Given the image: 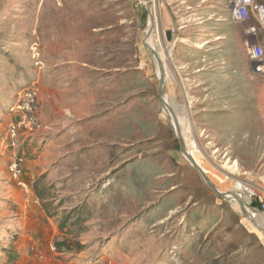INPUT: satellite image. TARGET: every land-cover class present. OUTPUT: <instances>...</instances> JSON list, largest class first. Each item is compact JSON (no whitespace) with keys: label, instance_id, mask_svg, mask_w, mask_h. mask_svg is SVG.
<instances>
[{"label":"rangeland","instance_id":"1","mask_svg":"<svg viewBox=\"0 0 264 264\" xmlns=\"http://www.w3.org/2000/svg\"><path fill=\"white\" fill-rule=\"evenodd\" d=\"M227 5L228 0H155L153 6L151 0H0V264H29L17 250V206L29 195L35 200L33 193L50 216L64 213L61 220L90 199L79 228L70 230L73 219L66 226L71 250L90 264H264V236L237 200L203 190L209 186L185 155L175 152L180 163L174 164L172 152L144 130L158 122L157 136L167 144L176 119L190 155L210 169L206 174L219 190L229 193L240 181L264 191V73L251 67L243 26L232 22ZM150 9L159 31L148 36ZM169 30L173 40L167 43ZM148 45L163 61L162 96V70ZM139 79L146 84L140 89ZM31 84L39 89L40 117L47 115L41 117L44 128L21 136L13 149L8 126L17 118L20 92ZM138 108L140 125L137 115L132 123ZM85 110L112 113L113 121L78 131L74 114ZM89 141L85 160L77 153ZM15 154L24 157L20 180L26 187L9 170ZM40 155L57 161L36 181L26 176L25 163ZM116 157L123 166L134 161L146 169V159L152 164L156 158L176 181L185 179L179 183L184 187L164 188L170 177L157 173L144 185L139 181L137 198L119 193L115 178L103 182L98 175ZM85 240L90 241L84 245Z\"/></svg>","mask_w":264,"mask_h":264},{"label":"crops","instance_id":"2","mask_svg":"<svg viewBox=\"0 0 264 264\" xmlns=\"http://www.w3.org/2000/svg\"><path fill=\"white\" fill-rule=\"evenodd\" d=\"M226 12L229 13V10L227 9ZM158 31H159V26L156 24V21H155V28H154L153 32H158ZM228 33L230 34L232 32H228ZM165 42L169 43V41H167V40ZM162 53L164 54L162 56L163 59L167 58V57H165L166 54L163 51H162ZM139 74H140V72H139ZM130 83L127 84L128 86L125 87V90L126 89L128 91L131 90V89H129L130 85H131ZM145 85L146 84L144 82H141L140 79L138 80V82H137V86H138L137 88L138 89H140L141 86H145ZM133 88L135 89V85H133ZM139 93H141V92H139ZM101 109H102V107H101ZM116 110H118V108H116ZM101 112H102V110H100V112H97L99 114H95V116H93L92 110H85V111H82V113L76 112L74 114L75 115L74 124H76V128H74V129L78 130V128H81V129L85 128L86 126H88L87 124L90 125V123H91V125H93L94 123H96V121L99 122L100 124L103 122L107 123L108 121H111V122L113 121V114L112 113L103 115ZM135 115H137L138 118L136 121L140 125L141 119H140V109L139 108L136 110V114H135V112L133 114L132 123L135 120V118H134ZM46 116L47 115L43 113V116H41V117H43L42 119L44 120V119H46ZM77 125H79V127ZM143 126H144V124H143ZM148 127H149L150 131H147V128L144 127V130H146V135L149 138L152 137V139L155 140L156 142L158 140L159 141L158 143L160 144V146L163 147L164 150L166 149L167 152L168 151L172 152L171 155L173 157L174 164H179L180 160L175 157V152L180 153L181 156L182 155L184 156V153L182 151L181 142H180L178 135L176 134V131L174 129L175 127L174 128L171 127L169 129V131L167 132V137H172L170 142H168L167 144H163V139L157 136L156 131L159 128L158 122L150 121L148 124ZM78 133L76 135H79ZM176 140L179 141L180 148L176 147V145H177ZM74 141H75L74 145L77 146L79 143L78 140L75 138ZM89 144H90V141H89ZM91 145L92 144H90L89 147L78 150V153H77V151L75 153H77L81 157L84 156L85 160H88L87 159L88 157L86 156L85 153L88 152L89 150H92ZM57 147L58 146H56V148H53V149H58ZM138 149L140 150V148H138ZM52 151L56 152L58 150H52ZM55 152H53V153H55ZM146 160L149 161L147 163V165L149 166L148 169L142 167V164H140V165L136 164L134 161L127 164L126 166H123L124 159L119 161L118 158L116 157V161H115V159L114 160L111 159L109 161V163H107V165L101 171H99L98 175L101 177V180H103V182L105 181L104 179H107V177L108 178H110V177L115 178L116 187L114 189H116V191H119V193H122L124 195H128L131 197L133 196V198H137L136 196H134L135 191L141 189V188L135 187L137 184H139V181L140 180H141V182L143 181L144 183H142V184L144 185L146 181H149L151 179L153 180V178H154L153 175H156L157 173L162 174L163 176H166V177H170V178H167L165 180V182L163 184L164 188H168V189H170V191H174L175 189L184 187V186H181V184H179V183H184L185 179L182 178V180H180L179 182L176 181L174 178L175 173H173V172L167 173V171H165L164 169H160V165L157 163L156 158H153L152 164H151L150 160H148V159H146ZM53 161L56 162L57 160L45 159L43 155L38 156L35 161L34 160H27L25 163V170L27 171L26 176L28 178H31L32 180L35 179L37 181V178H39L40 176H42L44 174L45 167H47L48 165H51L53 163ZM95 173L96 172H94L93 175H96ZM126 173L128 174V177H129L128 180H125L126 179V176H125ZM110 174H113V176ZM197 175H199L201 181L204 183L205 181L202 180L203 178H202L201 174L199 173ZM31 183H32V181H31ZM33 183H35V182H33ZM205 184H206V182H205ZM119 186H121L122 188L121 187L119 188ZM124 187H126L129 190L124 191L123 190ZM208 189L211 192H214V190L212 188H210V186H209V188H204L203 190H208ZM146 190H147V188H146ZM233 191L237 192L236 189H234ZM137 192H140V191H137ZM238 192H239V194H241L243 196V198H245L242 191H238ZM33 196L36 198L35 200L29 199L30 197H32L31 195H29L28 199L21 201L20 203H18V206H17L18 215H19V223L18 224L20 227V234H19V236H16V240L20 242V247H18V249H17L18 253H21L22 255L28 256L29 264H90L91 261L90 260H83L82 257H80L81 255L79 254V252H73L71 249L68 250L66 248L65 249L62 248L61 251L56 250L55 245H54L55 242L56 241H64L68 237V234H67L68 228L62 229L60 226V223L62 222L61 218L64 215V213H61L60 215L50 216L47 213L45 206H43L41 204L40 199L38 197H36V195H34V193H33ZM107 196H106V198H108ZM216 196L218 198L224 199V200H226L228 197L231 198V196L221 197L218 194H216ZM118 198L119 197L117 196V199ZM202 199L203 198L197 199V204L200 206H202L204 204V201ZM88 201H90V199ZM88 201H87L86 207L88 206ZM105 205H107V204H105ZM210 205L211 204H209V206ZM206 207H208V206L206 205ZM218 208L221 209L220 206H218ZM250 223H252V222H250ZM75 228H70V230L75 229ZM82 239H83V237H82ZM17 241H16V243H17ZM89 241L85 240V242H81V243L86 245L87 243H89ZM94 255H95V253L92 252L87 257L94 256Z\"/></svg>","mask_w":264,"mask_h":264},{"label":"built area","instance_id":"3","mask_svg":"<svg viewBox=\"0 0 264 264\" xmlns=\"http://www.w3.org/2000/svg\"><path fill=\"white\" fill-rule=\"evenodd\" d=\"M227 8L230 19L234 23L243 26V35L247 45V57L251 67L259 73H264V0H228ZM17 118L13 120L7 130L9 146L19 148L21 136L32 135L44 128L40 117L41 102L39 89L31 84L23 89L15 104ZM24 157L15 154L9 166L11 175L18 179V183L24 187L26 184L20 180L24 171ZM248 203L258 198V207L253 211L258 214L264 223V191L254 189L242 191Z\"/></svg>","mask_w":264,"mask_h":264},{"label":"water","instance_id":"4","mask_svg":"<svg viewBox=\"0 0 264 264\" xmlns=\"http://www.w3.org/2000/svg\"><path fill=\"white\" fill-rule=\"evenodd\" d=\"M149 16H150V20L153 18V11L152 9H150L149 11ZM166 35V39L167 41H172L173 40V34L172 31H166L165 32ZM148 36H151V27L150 30L148 31ZM149 46V45H148ZM150 50L153 52V54L156 56L159 66L161 68V96L164 92V80H165V74H164V68H163V61L161 59V57L158 54V51L155 50L153 47L149 46ZM163 100V104L166 106L167 110L170 112V114L174 117V113L172 111V109L170 108L169 104L167 103V101L162 97ZM175 119V117H174ZM174 124H175V128L178 131V138L181 142L182 145V151L185 155V157L193 164V166L198 170V172L201 174L203 180L206 182V184L208 186H210V188H212L214 190V192L216 194H218L221 197H226V196H231L234 197L240 204L241 209H242V214L245 218H251L250 215H252L254 212L253 210L255 208L258 207L259 201L258 198H256L255 200H253L252 202L248 203V201L243 198V196L235 191H230L229 193L226 192H222L221 190H219V188L214 184V182L210 179V177L204 172V170L196 163V161L193 159V157L190 155L189 151L187 150L186 144H185V140L182 136V134L180 133V127H179V122L175 119L174 120Z\"/></svg>","mask_w":264,"mask_h":264},{"label":"bare ground","instance_id":"5","mask_svg":"<svg viewBox=\"0 0 264 264\" xmlns=\"http://www.w3.org/2000/svg\"><path fill=\"white\" fill-rule=\"evenodd\" d=\"M151 4H152V6L153 5H155V0H151ZM155 21H156V24L159 26V23H158V21L155 19V16H153V18L150 20V26H149V29H148V31L150 30V27H151V35H153V31H154V28H155ZM164 28V27H163ZM154 45V44H153ZM162 51L166 54V56L165 57H168V53H167V51H164V49H162ZM173 54V53H172ZM174 101H176V100H174ZM178 106V105H177ZM177 108V107H176ZM176 110V109H175ZM188 134V133H187ZM196 136V135H195ZM194 141V140H193ZM201 148V147H200ZM202 151V150H201ZM204 152V151H203ZM202 156V155H201ZM195 159H196V157H195ZM204 159V158H203ZM197 162L201 165V167H202V169L204 170V172L205 173H207V174H210L211 173V171H210V169L205 165V164H202L199 160H197ZM222 184L224 183V180L223 179H220L219 180ZM234 189H236L237 191H245L246 189H250L249 187H247L246 185H244L243 184V182H240V181H238L235 185H234ZM247 199V198H246ZM248 200V199H247ZM238 202V201H237ZM238 205H239V207H241L240 206V204H239V202H238ZM241 209V208H240ZM242 213V212H241ZM251 216V218H246V219H248L250 222H254L257 226H258V228L261 230L260 232L263 234V236H264V223H263V221H262V219H260L259 217H257V218H254V216L253 215H250ZM252 220V221H251Z\"/></svg>","mask_w":264,"mask_h":264},{"label":"trees","instance_id":"6","mask_svg":"<svg viewBox=\"0 0 264 264\" xmlns=\"http://www.w3.org/2000/svg\"><path fill=\"white\" fill-rule=\"evenodd\" d=\"M176 143H177V145H176V147L177 148H180V144H179V141L178 140H176ZM44 203H46V202H44ZM44 206H45V208L46 209H48V206H46V204H44ZM84 207H86V205L85 206H83L81 209H78V210H76V211H74L73 212V214H71V215H66L63 219H62V222L60 223V226H61V228L62 229H64V228H67L66 226H67V224H68V221L70 220V219H73L74 220V222H72V224L71 225H68V226H71L70 228H77L79 225H80V222H81V218H80V216L81 217H84V215H85V213L87 212V209L86 208H84ZM74 216V217H73ZM73 217V218H72ZM77 219V220H76ZM79 228V227H78ZM55 248H56V250H58V251H61L62 250V248L63 249H71V247H70V245H69V243L66 241V240H64V241H56L55 242Z\"/></svg>","mask_w":264,"mask_h":264}]
</instances>
